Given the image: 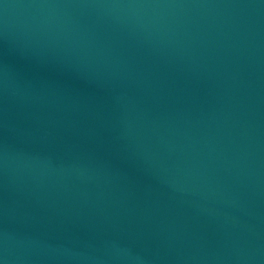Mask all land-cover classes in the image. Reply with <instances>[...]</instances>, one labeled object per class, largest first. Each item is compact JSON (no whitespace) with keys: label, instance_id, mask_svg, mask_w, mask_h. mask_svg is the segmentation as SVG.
Segmentation results:
<instances>
[{"label":"water","instance_id":"obj_1","mask_svg":"<svg viewBox=\"0 0 264 264\" xmlns=\"http://www.w3.org/2000/svg\"><path fill=\"white\" fill-rule=\"evenodd\" d=\"M0 264H264V0H0Z\"/></svg>","mask_w":264,"mask_h":264}]
</instances>
